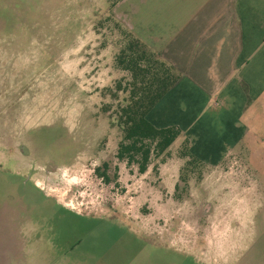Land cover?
Returning a JSON list of instances; mask_svg holds the SVG:
<instances>
[{"label":"rangeland","instance_id":"rangeland-1","mask_svg":"<svg viewBox=\"0 0 264 264\" xmlns=\"http://www.w3.org/2000/svg\"><path fill=\"white\" fill-rule=\"evenodd\" d=\"M115 2L0 0V264H264V137L217 165L116 157Z\"/></svg>","mask_w":264,"mask_h":264},{"label":"crops","instance_id":"crops-1","mask_svg":"<svg viewBox=\"0 0 264 264\" xmlns=\"http://www.w3.org/2000/svg\"><path fill=\"white\" fill-rule=\"evenodd\" d=\"M114 15L179 78L149 110L217 165L264 137V0H116Z\"/></svg>","mask_w":264,"mask_h":264},{"label":"trees","instance_id":"trees-1","mask_svg":"<svg viewBox=\"0 0 264 264\" xmlns=\"http://www.w3.org/2000/svg\"><path fill=\"white\" fill-rule=\"evenodd\" d=\"M116 20V27L117 24L123 26L124 40L115 54V63L128 72V77L119 78L114 88L108 87L116 99L115 107L112 103H105L102 110L107 112L110 126H116L119 131L116 157L129 164L136 163L138 170L144 172L152 158L165 159L172 143L180 135V128L176 125L157 126L148 118L149 110L179 76L158 51ZM120 91L124 93L121 97ZM180 145L190 157V163H202L189 150L187 138ZM96 169L98 171L99 167ZM102 174L105 175L104 172ZM180 176L183 183H175L177 197L188 187V175L181 173Z\"/></svg>","mask_w":264,"mask_h":264},{"label":"flooded vegetation","instance_id":"flooded-vegetation-1","mask_svg":"<svg viewBox=\"0 0 264 264\" xmlns=\"http://www.w3.org/2000/svg\"><path fill=\"white\" fill-rule=\"evenodd\" d=\"M174 188H175V187H174ZM209 207H211V203H210L209 201H205V202L203 203L202 211H203V212H206V211L209 209Z\"/></svg>","mask_w":264,"mask_h":264}]
</instances>
